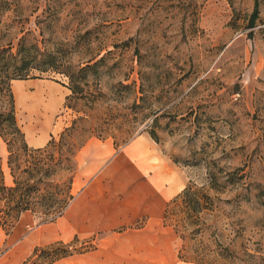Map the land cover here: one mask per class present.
<instances>
[{
    "label": "rangeland",
    "instance_id": "1",
    "mask_svg": "<svg viewBox=\"0 0 264 264\" xmlns=\"http://www.w3.org/2000/svg\"><path fill=\"white\" fill-rule=\"evenodd\" d=\"M255 7L256 0H0V46L16 50L27 36L61 62L59 69L32 72L38 77L30 79L44 85L24 88L18 81L27 79H18L12 87L22 129L50 131L42 147L70 128L76 142H91L77 154L72 192L89 181L90 175L76 176L95 149L110 146L111 157L153 131L162 152L188 173L187 187L210 196L200 213L199 240L183 241L164 219L137 230L146 225L144 217L118 229L138 234L134 240L109 232L79 235L65 241L74 240L70 251L134 243L135 257L121 260L125 264H201L179 257L185 244L196 259L206 254L209 264H264V0L252 26ZM88 61L97 64L77 72ZM68 72L81 82L79 92L70 88ZM37 86L58 96L40 128L22 93ZM58 122L60 131L54 130ZM0 144L5 181L12 185L1 136ZM69 173L58 176L61 187ZM28 218L30 229L48 223L33 213ZM12 231L0 229V257ZM48 258L32 257L29 264Z\"/></svg>",
    "mask_w": 264,
    "mask_h": 264
},
{
    "label": "crops",
    "instance_id": "2",
    "mask_svg": "<svg viewBox=\"0 0 264 264\" xmlns=\"http://www.w3.org/2000/svg\"><path fill=\"white\" fill-rule=\"evenodd\" d=\"M18 82L24 88L43 83L35 79ZM33 93L23 90V97ZM29 108L32 111V106L29 105ZM52 110L53 107L48 114ZM63 127L58 122L54 130L60 131ZM24 132L32 147L44 146L48 141V133V137H51L46 128L39 131L25 125ZM90 145L91 142L83 148ZM95 150L93 158L86 163L76 180L79 177L83 180L86 174L91 177L83 187L73 189L74 199L63 215L56 222L30 229L28 216L32 213L23 212L8 236V248L0 257V264H25L36 248L56 241H69L79 235L109 232V237L127 235L125 237L135 239L138 234L118 229L139 224V220L144 217L147 218L146 225H141L137 230L152 228L164 219L168 203L190 181L186 170L162 152L158 142L148 133L138 135L117 151L114 149L116 152L111 157L108 154L110 146ZM4 151L6 148L0 144V154ZM135 251L134 243L119 245L112 251L100 245L94 250L64 257L53 264H110L113 259L116 260L115 264H125V258L135 257Z\"/></svg>",
    "mask_w": 264,
    "mask_h": 264
},
{
    "label": "trees",
    "instance_id": "3",
    "mask_svg": "<svg viewBox=\"0 0 264 264\" xmlns=\"http://www.w3.org/2000/svg\"><path fill=\"white\" fill-rule=\"evenodd\" d=\"M257 16L258 0L252 26ZM60 63L59 58L52 53L43 52L39 44L35 40L30 41L27 36L19 40L16 50L11 44L0 46V136L8 145V168L13 177V184L8 185L0 158V229L14 228L22 213L26 211L43 217L45 221L53 222L63 215L74 199L72 183L76 157L86 142H76L75 128H70L61 134L59 142L53 138L45 147L31 148L19 124L12 87L13 80L37 78L38 76L32 74L33 71L59 69ZM96 64L97 62L91 64V61H88L77 72L84 73ZM68 73L71 78L70 88L73 92H79L82 89L81 82L75 79V72ZM150 133L154 140L159 142L156 132ZM64 169L70 172L65 188L60 184L62 178H58ZM209 199V195L200 194V191L194 190L193 187L185 188L168 203L164 214L165 225L173 227L183 241L199 240L197 237L204 232L200 225V213L208 208ZM140 227L137 225V228ZM74 240H79L78 236ZM73 241H56L48 246L36 248L32 257L44 254L49 257L45 264H53L64 257L91 251L98 246L96 243L84 251H70ZM193 252L199 256L201 250L196 248ZM189 253L184 244L178 255L185 261L209 264L205 258L206 254L196 259ZM32 257L25 264H29Z\"/></svg>",
    "mask_w": 264,
    "mask_h": 264
},
{
    "label": "bare ground",
    "instance_id": "4",
    "mask_svg": "<svg viewBox=\"0 0 264 264\" xmlns=\"http://www.w3.org/2000/svg\"><path fill=\"white\" fill-rule=\"evenodd\" d=\"M25 99L29 101L30 105L34 109L33 119L31 117L33 126L35 128H40L44 124V121L48 116V111L52 109V107H54V105L56 104L58 96L54 92L46 88V86H37L34 93L32 95H28L27 97H25Z\"/></svg>",
    "mask_w": 264,
    "mask_h": 264
}]
</instances>
